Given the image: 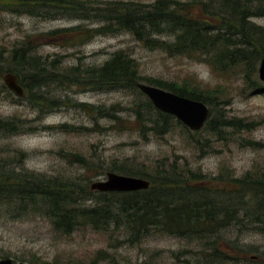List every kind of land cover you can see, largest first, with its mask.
Instances as JSON below:
<instances>
[{
    "label": "rangeland",
    "instance_id": "374dc122",
    "mask_svg": "<svg viewBox=\"0 0 264 264\" xmlns=\"http://www.w3.org/2000/svg\"><path fill=\"white\" fill-rule=\"evenodd\" d=\"M80 1L144 6L156 0ZM11 7H17L14 1L0 8V122L12 121L19 132L13 135L0 131L1 172L43 174L73 181L87 189L90 184L104 180L106 173L123 176L126 171L149 173L159 160L167 164L176 161L175 168L187 166L193 173L201 174L203 180H215L218 186L222 178L264 174V92L254 93L248 89L242 74L232 73L224 84L205 65L185 58H169L156 48L144 47L127 32L95 36L82 43L54 41L43 35L53 30L95 24L61 17L45 19L28 15L20 7ZM251 21L264 28V17ZM25 40L32 57L55 60L62 69L78 61L83 66H98L114 52L122 50L138 64L139 76L143 79L139 83L147 84L144 80L151 78L181 84L189 78L204 86L224 84L227 105L207 106L208 121L198 131H190L174 119L176 123L173 122L166 133L141 136L133 129L123 128L134 119L130 108L143 100L139 91H90L47 80L54 76L50 74L38 77L36 87L29 82L23 88L24 95L17 98L5 88L2 76L9 52L14 48L18 50ZM28 74V71L22 73L24 80ZM78 105L107 111L109 118L87 115ZM222 118L252 123L253 127L248 130L220 128L214 123L213 129L217 130H213L212 125H208ZM70 154L79 155L83 166L72 162ZM79 203L88 207L90 199ZM16 206V203L0 202V260L8 259L10 264H33L34 259L44 264H264V232L253 230L248 220L244 222L249 224V230H242L238 222H233L217 234L220 238L215 246L220 259L210 255L211 249L203 251V245L197 242L160 233H152L136 243L128 242L127 234L118 230L107 233L86 227L63 235L53 230L38 211L28 209L17 215ZM237 217L245 219L244 212H239ZM235 258L236 261L232 260Z\"/></svg>",
    "mask_w": 264,
    "mask_h": 264
},
{
    "label": "trees",
    "instance_id": "16d2710c",
    "mask_svg": "<svg viewBox=\"0 0 264 264\" xmlns=\"http://www.w3.org/2000/svg\"><path fill=\"white\" fill-rule=\"evenodd\" d=\"M13 1L14 6L31 16L79 19L95 24L93 27L79 25L53 30L43 35L54 41L82 43L95 36L127 32L144 47L156 48L169 58H185L205 65L224 84L229 75L238 72L243 75L248 89L254 93L264 92V84L256 75L257 65L264 56V28L251 21L264 17V0H156L144 6L115 1L0 0V8ZM31 52L25 40L18 50L14 48L9 52L7 68L3 71L15 76L22 89L29 82L36 87L38 77L50 74L54 76L47 80L90 91L137 92L136 84L143 80L136 61L122 50L114 52L101 65L83 66L78 61L68 69H62L55 60L32 57ZM25 71L29 72L26 80L22 75ZM144 81L146 85L200 101L211 108L227 105L224 84L204 86L189 78L181 84L151 78ZM140 95L143 100L130 108L133 121L123 128L133 129L141 136L166 133L173 122L176 123L174 118L156 111L146 97ZM78 107L87 115L109 118L107 111L88 105ZM214 123L220 128L248 130L253 127L252 123L225 118L212 120L208 125L211 124L213 129ZM0 131L13 135L19 132L12 121L0 122ZM68 157L83 166L79 155ZM176 164V161L167 164L165 160H159L149 173L126 171L128 173L124 175L143 177L148 182L147 189L127 193L93 191L73 181L43 174L9 175V172L0 171V202L16 203L17 215L28 209L38 211L53 230L63 235L86 227L107 233L118 230L127 234L128 242L136 243L152 233H160L197 242L203 245V251L211 249L210 255L220 259L215 246L220 238L217 234L233 222H238L242 230L251 229L248 224L251 223L253 230L264 232V174L248 173L240 179L222 178L218 186L215 180H203L201 174L193 173L187 166L175 168ZM89 199L88 207L79 203ZM241 211L245 219L237 217ZM245 220L249 222L245 223ZM33 262L44 264L37 259Z\"/></svg>",
    "mask_w": 264,
    "mask_h": 264
},
{
    "label": "water",
    "instance_id": "95a60500",
    "mask_svg": "<svg viewBox=\"0 0 264 264\" xmlns=\"http://www.w3.org/2000/svg\"><path fill=\"white\" fill-rule=\"evenodd\" d=\"M258 79L264 84V56L258 65ZM5 88L16 97L23 95L15 76L6 73L2 76ZM136 89L147 98L152 107L163 114L170 115L190 131L200 130L208 121L210 112L208 107L196 100L178 96L163 89L137 83ZM148 182L142 178L106 173L102 181L90 184L89 189L98 192H134L145 190ZM0 264H10L8 259L0 260Z\"/></svg>",
    "mask_w": 264,
    "mask_h": 264
}]
</instances>
